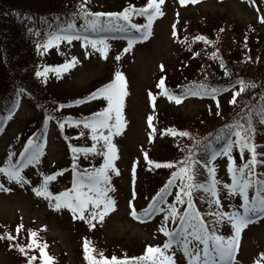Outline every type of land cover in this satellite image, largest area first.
<instances>
[{
	"label": "rangeland",
	"instance_id": "rangeland-1",
	"mask_svg": "<svg viewBox=\"0 0 264 264\" xmlns=\"http://www.w3.org/2000/svg\"><path fill=\"white\" fill-rule=\"evenodd\" d=\"M28 1L42 4L48 1L64 3L70 0ZM146 1L87 0V3L97 9H117L130 2ZM160 8L163 15H157L154 19L148 39L137 40L127 52L124 49L128 47V39L109 42L106 58L90 45L82 46L83 40L71 43L63 41L60 50L66 55L76 56L78 62L74 70L65 78L63 77L59 82H51L50 88H47L56 98L77 97L84 94L87 88L94 86L93 84L110 79L116 71L124 75L127 93L123 108L125 127L120 135L112 138L117 149V158L113 164L119 174L109 172L110 186L115 189L109 192V196L116 202L115 210L110 212L102 223L93 221L96 226L90 228L85 221L74 219L67 209L57 211L49 206L48 200L37 197L32 192L31 189L36 187L37 179L33 178L35 168L29 166L22 173L25 179L30 181L26 186L9 183L0 175V184L11 189L9 192L0 191V237L8 236L5 235L6 231L15 230L20 226L21 228L37 227L39 231L35 232L38 242L47 245V251L55 259L54 264H87L83 248L85 240L95 249L94 254L102 251L104 257L139 254L146 252L149 246L163 247L168 238L159 229L165 223V213H156L143 222L133 219L130 215L132 208L138 214L142 212L139 209L143 204V187L152 186L159 180L158 174H147L141 168L145 162V154L147 159L149 152L153 157L166 159L179 153L180 149L176 148L182 144L184 137L168 134L162 122L163 118L166 121L169 119L171 125H177L184 130L194 129V126L202 128L214 125L219 119L216 115L211 117V114L207 113L208 109L215 106V100L188 96L177 104L165 95H157L161 89L157 85L161 78L164 79V84L171 83V80L182 84L200 75L204 68L214 65L210 57L212 48L209 44L206 47L202 41L196 40L199 43L191 46L193 42L190 37L197 36L201 32L205 33L206 30L226 28L227 37L238 35L239 38L246 32L251 41H256L255 45L264 47V23L260 22L264 17V0H199L198 3L184 5L180 0H164ZM138 23L143 24L144 18ZM231 27L233 31L230 30ZM232 55L234 59L237 58L240 55L239 50L232 52ZM117 56L120 57L119 60L116 59ZM214 68L219 70L220 66L215 65ZM3 74V67L0 65V90L5 81ZM88 84L90 85L87 87ZM233 92L234 90H231L221 96H224V99L220 100L217 111L232 112L229 103L232 98H229ZM95 103L107 105L102 99L92 102ZM77 109L75 112L82 110L80 107ZM149 116L152 117V127H149ZM35 119H40L38 109H35L31 100H24L0 137V168L5 166L3 160L8 146L18 139L19 134L23 136L27 126ZM153 128L156 129L155 132ZM55 131V127H52L45 144L46 162L51 164V167L54 166L53 168L67 165L70 161L68 151ZM98 144L100 151L102 143ZM231 155L234 161L239 159L237 150ZM100 157L98 162L103 164V155ZM81 160L93 161L94 158L93 155H81ZM155 163L153 162L152 165ZM215 164L220 185L231 183L227 171L228 157H217ZM54 185L55 183L51 184L52 187ZM61 186L55 187L58 190ZM52 192L55 193L54 188ZM219 195L222 207L219 209L216 207L217 211L230 212L233 208H238L242 202L238 196L229 198L222 187ZM166 225L167 223L165 227ZM219 229L222 235L231 234L228 224L219 225ZM5 240V238L0 239V264L23 263L24 260L18 255L19 251L17 253ZM262 254H264V219L256 221L242 231L237 251V264H257L258 261L259 264H264ZM175 259L177 264H187V259L180 252H176ZM37 264H40L39 253Z\"/></svg>",
	"mask_w": 264,
	"mask_h": 264
},
{
	"label": "snow or ice",
	"instance_id": "snow-or-ice-1",
	"mask_svg": "<svg viewBox=\"0 0 264 264\" xmlns=\"http://www.w3.org/2000/svg\"><path fill=\"white\" fill-rule=\"evenodd\" d=\"M86 2L87 0H84L81 3V11L78 14H74L71 19L64 22L63 26L58 25L56 30L49 33L47 41L42 45L45 51L48 48L58 46L61 41L71 43L73 40H83L84 44L82 46L87 47L90 45L106 58L108 52L106 40L90 39L86 33H128L134 30L139 35L128 37V47L124 49L127 52L137 40L148 39L151 35L154 19L157 15H163L160 6L164 4V0H147V5L139 9L131 6L124 8L121 12L107 13H94L86 10ZM198 2L199 0H180L182 5ZM133 15L144 17L147 23H133ZM104 17H107V20L102 19ZM77 18L84 21L80 28H77L75 24ZM121 21L123 23H120ZM260 22L264 23V17L261 18ZM175 34V31H173V35ZM195 39L204 41L206 44L209 43L203 36H197ZM212 55L214 59L217 58L216 53ZM116 59L119 60L120 57L117 56ZM77 62L76 58L73 57L71 61L60 67L55 69L45 68L43 72L37 71L36 75L38 77L46 76L49 71H55L57 74L66 72L74 67ZM221 67H224L223 62H221ZM161 68L163 70V66ZM225 75H229V73L225 71ZM237 84L239 89L232 93L230 104H235L236 98L244 93L246 89L256 87L255 83L244 80H238ZM157 86L163 90V95L170 100H174L177 104L181 103L187 96H210L216 101L217 109L220 107L217 96L222 91H228L227 88H209L206 85L199 84L186 87L181 94L176 95L165 89L163 78ZM125 89V77L120 71H116L113 80L90 94V99L106 101L107 106L105 108L79 121H65L69 124H83L85 129L90 130L91 139L94 142L89 148L70 146V151L73 154L96 153L103 155V164L94 171L77 172L76 157L74 155L71 189L56 194L49 190L50 182L55 181L58 175H62V172L43 175L40 185L31 189L37 197L48 200L50 207H54L57 211L67 209L74 219L78 218L85 221L90 228L96 226L95 223H92L93 221L102 223L105 217L115 210L116 202L109 196V192L115 191L110 186L109 172L119 174L113 164V161L117 158V149L112 142V138L120 135L125 127L123 117L124 97L127 95ZM22 93L23 89L17 91V99L14 101L12 108L8 111L7 116L0 117V121H7L12 118L14 111L19 106L18 98ZM82 102L84 101H77L76 103ZM60 107H64V105H60ZM245 107L247 112L241 117L243 123L241 120H235L233 123L225 125L220 133L215 136L214 141L203 144L197 142L199 150L204 154L202 158L197 159L195 153H190L184 160L177 161L176 164H154L155 168L165 167L175 170L167 183L152 197V201L147 207L139 214L132 208L130 215L133 219L143 222L156 213H165V223L161 225L159 231L168 239L162 248L149 246L143 256L134 257L131 260H120L115 256L108 259L102 253L94 254L95 249L90 246L89 241L85 240L83 248L84 259L87 264H177L176 252L182 253L183 257L187 259V264H237V251L242 231L257 220L264 219V172L258 173L256 171L258 166L264 167V151H258V145L254 142L257 131L256 126H264V95L259 96L257 103ZM217 115H219V112H217ZM148 123L149 127H152L151 116L148 117ZM45 124H47V120H45ZM59 127L63 130L64 123H60ZM155 131L156 129L153 128V132ZM166 131L172 136H189L188 132H177L175 129H167ZM81 134L83 135V133ZM38 140L39 138H29L27 143L23 145V151L19 153V159L15 162L12 160L15 153L9 152L5 166L0 168V175L6 178L9 183L14 182L21 186L30 184V181L25 179L22 173L29 166L35 167L41 162V157L44 155V143L38 142ZM101 141L103 142L101 150L98 151L97 144ZM221 141L222 144L218 149L213 147L214 143H220ZM234 148L239 149L241 159H244L245 151L249 154L246 161L238 167L235 166L231 155ZM220 156L228 157L227 171L231 178V183L222 186L220 181L215 178L216 169L213 166V162ZM145 159L147 160L146 154ZM148 163L153 164L152 161H148ZM201 168L207 173V179L204 182L196 179ZM177 181L180 182L179 185H177ZM174 187H179V191L175 193L176 204H186L182 211L177 209L176 204L169 205L167 209L161 206L170 194V189ZM221 187L227 192L229 198L238 196L242 202L238 208H233L230 212H209L208 215L215 217L212 227L209 228L201 213L195 207L193 193H203L204 195H201L200 199L208 203L210 208L215 204L219 209L222 207L219 195ZM250 189L254 191L251 196L249 194ZM0 191L9 192L11 189L0 184ZM169 220L177 223L175 230L169 231L165 227ZM224 224L230 225L231 234L229 236L219 233L218 226ZM20 227H18L17 232L20 231ZM29 237L31 242L27 245V248L31 249L33 246L38 248L42 264H54V258L45 251L47 245H41L35 239L37 232H30ZM3 238L0 237V239ZM7 239L13 240L15 237L8 235ZM15 247L21 254L27 256L26 264H33V261L37 259V257L27 254L25 246L17 244ZM261 258L264 259V254L261 255ZM257 264H259V261Z\"/></svg>",
	"mask_w": 264,
	"mask_h": 264
},
{
	"label": "trees",
	"instance_id": "trees-1",
	"mask_svg": "<svg viewBox=\"0 0 264 264\" xmlns=\"http://www.w3.org/2000/svg\"><path fill=\"white\" fill-rule=\"evenodd\" d=\"M82 0L72 2L71 0L64 3H58L48 1L42 4L31 3L28 0H0V60L4 70L5 81L0 90V103L12 98V102L7 103L6 106H1L0 110L3 114L8 115V111L12 108L14 101L17 99L16 93L19 89H23V93L29 95L34 100L38 110L41 111L42 116L40 123L36 130L39 134L31 137L26 134L23 139L18 138L15 145L12 147V153L17 156L23 151V145L27 143L29 138H39L38 142L43 143L45 130V120L52 119L56 122L58 131H63V137L66 138V131H74L79 126L75 123H67L66 120L75 121L82 120L94 111H84L82 114L74 113L76 106V98H56L50 91L44 86L36 77V68L39 64V55L41 43H45L48 39V35L51 31L56 30L57 26H63L64 22L71 19L74 14H78L81 11L80 5ZM86 10L90 12H112V11H97L93 6L85 5ZM109 10V9H106ZM118 12V11H115ZM107 20L106 17L102 18ZM84 23L82 19H75L77 28ZM225 28L223 31L206 30L207 37L218 45V49L214 52L217 55L223 54V65L220 70H213L211 68H204L200 77L192 81H185L184 87L173 88L176 91H183L186 87L199 85L200 83L215 88H226L232 84H237L238 80H244L246 82L255 83V88H248L241 94L240 104L232 112L210 110L207 113H212L211 117L215 115L219 119L218 123L214 125L205 126L202 128L195 127L194 129L186 128L182 129L184 132H188L189 136H184L183 139L188 140V144L183 143L179 153L170 158H152L155 160L164 161L163 164L173 163L184 160L190 153H195L196 158L203 157V153L199 150L197 142L201 144L205 142L214 141L215 136L220 133V130L225 125L233 123L235 120H243L241 117L247 112L246 105L257 103L259 96L264 95V47L255 45L256 41H251L247 34H243L240 38L237 36L227 37L225 34ZM233 31V27L230 28ZM86 34H94L88 32ZM255 43V44H254ZM239 50V56L233 58L232 52ZM57 57V54H55ZM254 62V63H253ZM225 71L229 75H225ZM175 84H179L177 81ZM209 87V88H212ZM19 99V98H18ZM65 104L68 107H65ZM64 105V107H60ZM214 112V113H213ZM0 117L2 114L0 113ZM3 121H0V126ZM169 122V119L166 123ZM64 123L63 130L60 129L59 124ZM172 124V123H170ZM257 131L254 137V142L258 145V151H264V126L257 125ZM34 129L33 126L29 127V130ZM32 132V131H31ZM222 144L214 143L213 147L218 148ZM79 170L89 171L91 168L77 167ZM175 169L163 168L162 171L154 172L153 174L159 175V180L152 186L145 187L150 194H154L160 191V189L170 179L172 172ZM152 174V175H153ZM169 175V176H168ZM168 176V177H167ZM196 179L200 182H204L207 179V173L204 169H200ZM165 182V183H164ZM164 184V185H163ZM163 185V186H162ZM162 186V187H161ZM161 187V188H160ZM160 188L159 190H156ZM197 197L198 204L194 201L195 207L200 211L204 219L208 220L212 225L215 220L214 216L208 215V211L211 209L204 207L206 202L200 199L203 193L194 192ZM193 194V198H195ZM201 209V210H200ZM202 211V212H201ZM204 214V215H203Z\"/></svg>",
	"mask_w": 264,
	"mask_h": 264
}]
</instances>
